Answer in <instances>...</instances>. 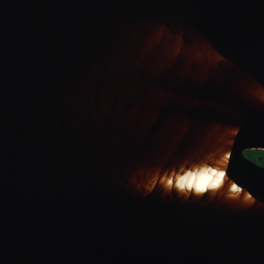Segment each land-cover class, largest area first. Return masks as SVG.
Instances as JSON below:
<instances>
[{"label":"water","instance_id":"water-1","mask_svg":"<svg viewBox=\"0 0 264 264\" xmlns=\"http://www.w3.org/2000/svg\"><path fill=\"white\" fill-rule=\"evenodd\" d=\"M245 150L264 0H0V264H264Z\"/></svg>","mask_w":264,"mask_h":264},{"label":"bare ground","instance_id":"bare-ground-1","mask_svg":"<svg viewBox=\"0 0 264 264\" xmlns=\"http://www.w3.org/2000/svg\"><path fill=\"white\" fill-rule=\"evenodd\" d=\"M221 143H224L222 137ZM209 162L211 164V167H215L211 171L204 170L203 172H197L195 169L198 168V165L186 171L181 170L179 171L181 173L172 175L171 178H169V180H171L169 183V180L167 181V179L164 181L165 183H167L166 188L173 189L175 191H207L209 189L215 190V188L218 187V182L220 181L218 176V168L222 163V156L214 157L213 155H210Z\"/></svg>","mask_w":264,"mask_h":264},{"label":"trees","instance_id":"trees-1","mask_svg":"<svg viewBox=\"0 0 264 264\" xmlns=\"http://www.w3.org/2000/svg\"><path fill=\"white\" fill-rule=\"evenodd\" d=\"M243 155L256 165L264 167V150H245Z\"/></svg>","mask_w":264,"mask_h":264}]
</instances>
